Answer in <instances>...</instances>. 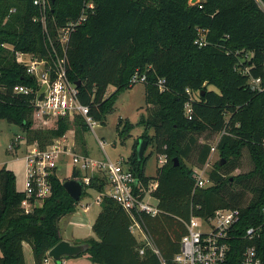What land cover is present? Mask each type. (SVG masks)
Listing matches in <instances>:
<instances>
[{"label":"trees","instance_id":"1","mask_svg":"<svg viewBox=\"0 0 264 264\" xmlns=\"http://www.w3.org/2000/svg\"><path fill=\"white\" fill-rule=\"evenodd\" d=\"M89 1L93 12L68 36L67 77L79 81L78 99L89 116L103 122L118 94L135 84L131 77L145 76V81L136 82L144 84L147 110L138 124L153 133L145 131L135 140L128 162L140 186L147 189L156 183L153 197L159 213L141 212L136 218L161 257L169 263L179 250L184 221L191 215L238 207L243 229L257 224L264 207V89L254 92L246 81L247 75L260 77L264 86V0H50V33L75 20ZM38 14L33 0H0V119L19 125L28 142L44 149L71 126L75 139L89 127L76 116L58 119L55 128H33L30 96L13 89L35 83L16 62L15 50L48 56L42 25L33 20ZM199 38L203 45L196 43ZM238 68H248L247 75ZM110 86L114 90L107 94ZM187 89L198 93L189 114L184 107L190 100ZM130 126L127 119H119L121 138ZM224 127L229 134L217 144L219 160L209 173L212 184L195 187L192 166L205 165L208 137ZM201 135L204 141L198 143ZM140 139L157 157L167 158L154 176L144 174L143 156L136 157ZM243 149L251 169L231 175L240 166ZM79 174L72 170L68 179H78ZM66 179L54 171L49 177L51 195L25 213L24 192L16 189L13 171L0 168V264H25L24 242L31 246L34 264H43L48 250L62 239L61 219L76 211L88 190L102 193L106 185L94 176L75 201L63 186ZM234 185L241 188L233 190ZM99 205L92 224L95 237L76 242L88 248L75 257L87 255L98 264H161L149 247L139 254L143 241L130 231L131 217L116 201L103 194ZM240 252L233 243L230 253L236 258Z\"/></svg>","mask_w":264,"mask_h":264},{"label":"built area","instance_id":"2","mask_svg":"<svg viewBox=\"0 0 264 264\" xmlns=\"http://www.w3.org/2000/svg\"><path fill=\"white\" fill-rule=\"evenodd\" d=\"M49 1L33 0V4L39 11L33 20H39L42 25L45 42L49 46L48 56L40 57L34 53L15 50L16 62L25 68V72L33 78L35 83L32 86L16 85L13 89L15 92L30 96L32 117L41 126H46L50 119H55L57 122L60 118L72 120L76 116H81L89 129H94L96 121L89 116L88 107L78 99L77 86L67 77L66 69L69 33L84 22L88 12H93L94 4L92 1L86 3L82 13L75 20L57 28L55 35H52L48 27ZM196 43L204 44L202 38H199ZM7 46L13 48L10 45ZM238 71L242 75H247L248 68H238ZM247 76L246 84L250 90L260 92L264 89L260 77ZM130 81L143 82L145 76H139L136 73ZM159 81L162 83V80ZM187 93L190 100L184 107L185 112L189 114L190 102L197 99L198 93L190 92L188 89ZM69 130L61 137L54 139L44 149H39L34 142H27L24 136L23 140L32 145L31 148H26L23 157L25 180L21 207L25 213L42 206L44 199L51 195L50 175L56 171L59 163L70 158L71 171H79L80 177L77 180L81 181L83 189L90 185L94 176L105 180L104 191L96 192V200L100 202L102 195H107L128 213L132 220L130 231L139 232L142 236L143 245L138 249L139 254H143L144 249L149 247L158 255L161 264H264V207L261 210L260 221L244 229L240 225L241 212L238 207L218 208L211 215H191L187 221H184L186 232L180 238L179 250L167 263L136 218L141 212L149 215L159 213L156 204L148 200L153 197L156 183H150L147 189L140 186L128 160L125 164L123 159L115 162L107 157L96 160L85 153L76 151L73 141L74 129ZM226 134L229 133L224 127L215 135L214 141L210 143V156L217 151L221 136ZM21 138L23 136L17 134L9 148L17 147ZM98 142L103 148V142L100 139ZM261 144L264 149V138ZM166 161V156H158L159 165ZM208 168H210V159L202 168L193 169L195 187L203 188L212 184L210 171H206ZM233 243L237 244L241 251L236 258L230 253Z\"/></svg>","mask_w":264,"mask_h":264},{"label":"rangeland","instance_id":"3","mask_svg":"<svg viewBox=\"0 0 264 264\" xmlns=\"http://www.w3.org/2000/svg\"><path fill=\"white\" fill-rule=\"evenodd\" d=\"M211 88V86L209 87ZM114 87L110 86L108 92H112ZM147 114L145 96H144V84L135 83L132 87L122 90L114 102L113 109L106 113L103 122L96 121V126L94 129H88L81 134L73 137L74 149L78 152L87 154L96 160H103L106 157L115 162L119 159L124 160V164L127 162L129 156L132 153V146L135 140L141 136L145 131L148 134H152V129H145V126L138 124V121L142 115ZM127 119L132 126H130L127 131L125 138H121L117 131V125L119 119ZM33 128L47 127L55 128L57 122L55 119H50L46 126H41L36 119H33ZM71 129H74L71 126ZM70 131V130H69ZM68 131V133H70ZM23 136L20 139V144L17 147L9 148L13 138L17 135ZM71 135V134H70ZM74 135V134H73ZM27 137L23 132L21 127L14 123H9L5 119H0V168L5 166L7 169L13 171L15 175V185L18 191L24 190V180H25V162L23 157L26 153V148H31L30 143H26L23 139ZM214 136L208 137L209 142L214 141ZM98 139L103 142V148H101ZM198 143L204 141V136L201 135L197 137ZM27 140V138H26ZM28 142V141H27ZM243 154L240 160V166L235 169L231 175H236L238 173H243L251 169V162L247 155L246 149H243ZM62 163H59L56 168V173L61 179L69 178L71 166L70 158ZM210 168L206 171H210L213 164L219 160L218 151L214 152L210 157ZM188 166H192L191 161H186ZM143 164H144V174L146 176H154L156 174L158 164V157L154 152V149L149 144L146 146L145 152L143 154ZM193 169L195 168L192 166ZM198 168H202L198 167ZM239 185H234L233 190L240 189ZM93 190H89V194L82 197L79 202L90 201L94 195ZM248 193V192H247ZM246 193L245 198L248 196ZM152 204H156L157 200L153 197L148 199ZM65 219L60 221V227L65 225Z\"/></svg>","mask_w":264,"mask_h":264},{"label":"crops","instance_id":"4","mask_svg":"<svg viewBox=\"0 0 264 264\" xmlns=\"http://www.w3.org/2000/svg\"><path fill=\"white\" fill-rule=\"evenodd\" d=\"M109 93L111 92L109 91ZM96 194L97 193L94 192L92 200L90 201L82 200L81 202H79L76 207V211L74 213L65 216L61 219L62 221L64 220V218H67L65 219L66 221L65 225L60 227L62 239L70 241L72 243L74 242L76 243L88 237H95V234L93 233L92 230V224L95 221L98 212L100 211V205L99 202H97L96 200ZM151 216H155V215H151ZM133 234L139 240H142V236L139 232H135ZM23 252H24L25 264H34V258H33L31 246L26 242L23 243ZM43 264H98V263H92L87 255H83L80 257L62 258L59 261H54L53 259L48 257L43 262Z\"/></svg>","mask_w":264,"mask_h":264},{"label":"water","instance_id":"5","mask_svg":"<svg viewBox=\"0 0 264 264\" xmlns=\"http://www.w3.org/2000/svg\"><path fill=\"white\" fill-rule=\"evenodd\" d=\"M191 2H196V0H191ZM76 86L79 85V81H77ZM147 146V142L144 139H140L136 148L135 153L136 157L140 160L145 152ZM223 161H219V165H221ZM174 165L178 164V159L174 158L173 161ZM63 186L70 197L78 201L83 192V186L81 181L77 179H66L63 181ZM88 248L86 243H72L70 241L61 239L58 243H56L53 247H51L48 252L47 256L54 261H59L64 257H75L81 253H84Z\"/></svg>","mask_w":264,"mask_h":264}]
</instances>
